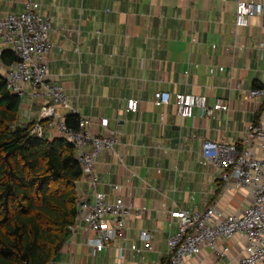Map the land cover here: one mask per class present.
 I'll use <instances>...</instances> for the list:
<instances>
[{
	"label": "crops",
	"instance_id": "obj_1",
	"mask_svg": "<svg viewBox=\"0 0 264 264\" xmlns=\"http://www.w3.org/2000/svg\"><path fill=\"white\" fill-rule=\"evenodd\" d=\"M25 1L0 0V15L23 10ZM33 1L50 18L47 69L64 85L70 104L57 106L58 114L64 118L74 111L89 119L93 134L117 132L113 152H102L95 163L96 190L123 196L143 210L131 216L122 237L94 255L88 244L94 234L77 215L47 264H168L166 241L178 230L170 210L193 213L215 203L218 219L242 212L251 193L237 188L233 178L224 181L214 163L204 162L201 144L236 143L249 123L264 126V99L248 95L264 76V0H259L262 13L237 28V0ZM0 46L9 49L1 41ZM219 66L222 72H209ZM160 90L202 94L208 104L227 100L229 108L206 119L196 108L192 117H181L173 102L154 104L152 94ZM128 98L139 101L136 111H126ZM39 101L29 93L20 96L15 125L37 120ZM105 117L108 124L101 127ZM44 134L60 137L51 128ZM253 150L264 157V150ZM115 183L118 190L112 189ZM76 192L78 200L93 199L84 176L76 181ZM141 229L149 231L152 249L138 239ZM227 244L223 257L202 246L182 264H236L243 239L234 236ZM118 246L126 248L121 258Z\"/></svg>",
	"mask_w": 264,
	"mask_h": 264
},
{
	"label": "built area",
	"instance_id": "obj_2",
	"mask_svg": "<svg viewBox=\"0 0 264 264\" xmlns=\"http://www.w3.org/2000/svg\"><path fill=\"white\" fill-rule=\"evenodd\" d=\"M40 5L33 0L24 2V9L18 12H7L0 15V41L7 45L15 54L16 59L5 65L0 57V75L5 86L13 94L40 98L41 106L31 126L30 134L45 136L48 128L70 142L76 150V159L81 165V176L90 182L93 199L78 200L77 214L85 221L94 236L88 244L92 254L111 247L115 237H122L131 216L142 215V208L136 207L125 197L114 195L110 198L104 192L97 191L99 183L95 176V163L99 155L113 152L118 142L115 130L108 133H90L89 119L80 118L77 127L68 125L56 107H70L64 85L58 77L50 75L47 69V56L52 43L50 41L51 21L47 14L39 11ZM263 2L259 0H237L234 26H245L250 18L260 15ZM3 48L0 46V51ZM224 67L209 68L210 73L222 72ZM255 87L248 91L253 99H264V76ZM30 90V92H29ZM155 105H175L176 114L189 118L196 108L201 118H209L218 111L229 108L227 100L217 99L207 102V97L196 93L176 92L167 90L155 91L152 94ZM52 101V102H50ZM139 101L128 98L126 111H136ZM74 113V111H72ZM101 127H106L108 118H101ZM246 135L236 143L204 140L202 157L206 163H214L221 171V178L227 181L233 178L237 188H246L251 193V202L244 206L240 213H229L221 219L216 216L215 203H211L201 211L190 213L187 210H170V217L178 219V230L171 234L168 246V264H182L184 259L197 256L202 246L209 247L218 257L225 256L229 251L228 241L234 236L243 239L242 252L236 264H264V157L256 155L254 147L264 150V126L249 123ZM119 189V184L112 186ZM137 237L146 249H152L149 231L141 229ZM131 248H136L132 244ZM126 248L117 247L119 258L125 255Z\"/></svg>",
	"mask_w": 264,
	"mask_h": 264
},
{
	"label": "trees",
	"instance_id": "obj_3",
	"mask_svg": "<svg viewBox=\"0 0 264 264\" xmlns=\"http://www.w3.org/2000/svg\"><path fill=\"white\" fill-rule=\"evenodd\" d=\"M0 57L5 65L16 59L9 49ZM19 102L0 75V264H47L78 215L81 165L65 138L31 135L33 123L15 125ZM79 119L65 116L73 127Z\"/></svg>",
	"mask_w": 264,
	"mask_h": 264
},
{
	"label": "rangeland",
	"instance_id": "obj_4",
	"mask_svg": "<svg viewBox=\"0 0 264 264\" xmlns=\"http://www.w3.org/2000/svg\"><path fill=\"white\" fill-rule=\"evenodd\" d=\"M2 7V4H0V8ZM24 95V94H23ZM23 95H21V97L23 96Z\"/></svg>",
	"mask_w": 264,
	"mask_h": 264
}]
</instances>
